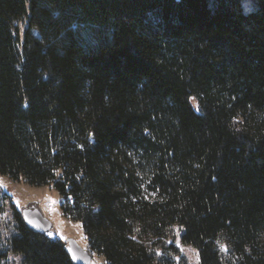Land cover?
Masks as SVG:
<instances>
[{
    "label": "trees",
    "instance_id": "1",
    "mask_svg": "<svg viewBox=\"0 0 264 264\" xmlns=\"http://www.w3.org/2000/svg\"><path fill=\"white\" fill-rule=\"evenodd\" d=\"M0 174L51 185L105 264H264V0H0ZM4 248L77 264L13 210Z\"/></svg>",
    "mask_w": 264,
    "mask_h": 264
},
{
    "label": "rangeland",
    "instance_id": "2",
    "mask_svg": "<svg viewBox=\"0 0 264 264\" xmlns=\"http://www.w3.org/2000/svg\"><path fill=\"white\" fill-rule=\"evenodd\" d=\"M61 197L58 192L48 184L32 185L22 179L15 180L0 174V241L4 248L7 238L15 231L13 210L21 211L27 206H36L48 217L52 226L46 231V235L60 239L67 244L69 238H74L82 247L88 248L87 238L79 220L65 216L60 208ZM180 228L173 227V238H168L167 243H173L178 253L174 256L166 254L168 262L161 258L156 264H198L197 251L189 244H182L178 235ZM51 234V235H50ZM91 252L89 264H105L102 255ZM7 264H24L21 255L7 252Z\"/></svg>",
    "mask_w": 264,
    "mask_h": 264
},
{
    "label": "water",
    "instance_id": "3",
    "mask_svg": "<svg viewBox=\"0 0 264 264\" xmlns=\"http://www.w3.org/2000/svg\"><path fill=\"white\" fill-rule=\"evenodd\" d=\"M20 212L27 226L37 232L45 234L52 226L51 220L34 205L24 207ZM65 249L71 260L75 263L89 264L91 259V250L89 248L82 247L74 238L68 239L67 244H65Z\"/></svg>",
    "mask_w": 264,
    "mask_h": 264
},
{
    "label": "snow or ice",
    "instance_id": "4",
    "mask_svg": "<svg viewBox=\"0 0 264 264\" xmlns=\"http://www.w3.org/2000/svg\"><path fill=\"white\" fill-rule=\"evenodd\" d=\"M51 235V234H50Z\"/></svg>",
    "mask_w": 264,
    "mask_h": 264
}]
</instances>
